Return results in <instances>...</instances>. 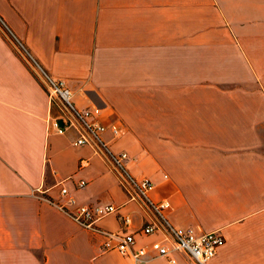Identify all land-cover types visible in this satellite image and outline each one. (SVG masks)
Wrapping results in <instances>:
<instances>
[{
  "label": "crops",
  "instance_id": "crops-1",
  "mask_svg": "<svg viewBox=\"0 0 264 264\" xmlns=\"http://www.w3.org/2000/svg\"><path fill=\"white\" fill-rule=\"evenodd\" d=\"M0 18L75 106L99 108L102 138L174 227L222 236L208 264H264V0H0ZM56 114L0 31V264H132L45 200L63 202V186L114 205L95 224L133 249L159 234ZM142 264L168 262L148 249Z\"/></svg>",
  "mask_w": 264,
  "mask_h": 264
},
{
  "label": "built area",
  "instance_id": "built-area-1",
  "mask_svg": "<svg viewBox=\"0 0 264 264\" xmlns=\"http://www.w3.org/2000/svg\"><path fill=\"white\" fill-rule=\"evenodd\" d=\"M0 31L6 37L13 50L32 69L37 79L42 84L50 105L57 110V117L52 124L58 133L64 129H73L76 133L72 145L87 146L91 153L100 157L105 166L113 171L118 185L125 192L128 200L138 202L149 214L150 220L144 223L141 231L145 234L159 232L156 239L152 240L147 248L140 246L133 249V236L130 233L119 234L100 230L96 221L102 216L113 213L116 207L112 204L87 205L79 204L68 193L65 187L59 188V195L64 196L63 202L46 201L53 204L58 210L66 214L72 221L83 229L98 233L103 237L100 250L114 249L123 256L128 257L132 264H142L147 250L153 251V256H164L168 264H175L171 256L173 251H181L192 264H208L209 259L216 253V249L223 242V238L216 232H201L195 228L179 229L174 227L166 218L164 209L168 207L165 200L153 201L148 192L152 188V182L146 177H135L126 168L127 155L124 151H113L102 138L104 126L98 121L99 109L95 106L77 108L72 102V93L60 78H52L35 59L30 55L23 43L8 29L0 18ZM61 120V125L57 120ZM109 130L113 137L121 133L117 125H110ZM84 180L76 183L77 187H83ZM34 192H42L39 188ZM122 225H127L129 219L126 215L120 216Z\"/></svg>",
  "mask_w": 264,
  "mask_h": 264
},
{
  "label": "rangeland",
  "instance_id": "rangeland-1",
  "mask_svg": "<svg viewBox=\"0 0 264 264\" xmlns=\"http://www.w3.org/2000/svg\"><path fill=\"white\" fill-rule=\"evenodd\" d=\"M31 69V68H30ZM42 85V84H41ZM67 86V85H66ZM43 87V86H42ZM68 87V86H67ZM72 100V99H71ZM49 101V100H48ZM73 102V101H72ZM74 104V103H73ZM52 106V105H51ZM91 106H94V105H91ZM54 107V106H53ZM77 107V106H76ZM96 107V106H95ZM78 108V107H77ZM84 108V107H83ZM98 108V107H97ZM99 109V108H98ZM98 115H99V113H98ZM98 115H97V119H98ZM57 117V114H56V116H54L53 117V119H55ZM58 120H60V119H58ZM57 120V121H58ZM98 121H99V119H98ZM60 122H61V120H60ZM100 122V121H99ZM120 127V126H119ZM64 131V130H63ZM109 145V144H108ZM146 248H147V246H145ZM144 259H145V256H144Z\"/></svg>",
  "mask_w": 264,
  "mask_h": 264
},
{
  "label": "water",
  "instance_id": "water-1",
  "mask_svg": "<svg viewBox=\"0 0 264 264\" xmlns=\"http://www.w3.org/2000/svg\"><path fill=\"white\" fill-rule=\"evenodd\" d=\"M57 123H58L59 125H61V122H60V120H58V121H57Z\"/></svg>",
  "mask_w": 264,
  "mask_h": 264
}]
</instances>
